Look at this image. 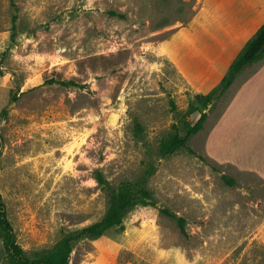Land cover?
<instances>
[{
  "label": "rangeland",
  "instance_id": "obj_1",
  "mask_svg": "<svg viewBox=\"0 0 264 264\" xmlns=\"http://www.w3.org/2000/svg\"><path fill=\"white\" fill-rule=\"evenodd\" d=\"M15 1L13 40L14 8L0 0V192L25 250L51 248L104 215L109 194L97 170L116 187L152 162L156 203L131 209L124 230L78 240L70 264H264V180L227 184L222 175L233 171L204 149L233 91L199 106L208 116L188 142L195 153L158 149L200 117L158 45L201 0ZM162 208L186 218L187 234ZM0 264H10L1 238Z\"/></svg>",
  "mask_w": 264,
  "mask_h": 264
},
{
  "label": "crops",
  "instance_id": "obj_2",
  "mask_svg": "<svg viewBox=\"0 0 264 264\" xmlns=\"http://www.w3.org/2000/svg\"><path fill=\"white\" fill-rule=\"evenodd\" d=\"M263 24L264 0H201L194 17L158 50L192 97L207 94ZM228 91L232 97L206 133L205 152L228 166L237 183L246 175L264 180V58L246 66Z\"/></svg>",
  "mask_w": 264,
  "mask_h": 264
},
{
  "label": "trees",
  "instance_id": "obj_3",
  "mask_svg": "<svg viewBox=\"0 0 264 264\" xmlns=\"http://www.w3.org/2000/svg\"><path fill=\"white\" fill-rule=\"evenodd\" d=\"M14 14L12 16L13 32L12 39L15 40L16 22L18 19V5L15 0H11ZM113 14H117L113 12ZM5 51L4 54H6ZM264 58V24L258 31L247 41L242 51L230 65L227 73L222 78L220 84L207 94L196 93L193 95L197 105H190L191 114L200 112V117L192 124L185 123V133L181 134L178 130L169 132L163 136L158 144L159 153L165 157L173 154L179 149H186L191 153L195 151L188 145L190 138L204 128V122L207 119V112H201L199 106L208 108L226 94L228 89L237 79L239 74L246 66ZM49 83H60L63 86H76L75 80L47 79ZM144 128L142 124L136 121L135 132L140 135ZM157 165L148 162L140 178L136 180H124L118 186L114 187L105 177L101 170L96 171V180L108 191V207L104 215L97 221L83 227L65 232L62 237L51 247L38 249L29 254L25 248L18 242L17 235L14 231L13 224L8 217L6 204L3 195L0 192V238L3 241L6 251V257L10 264H70L71 253L74 244L84 238H98L106 231L112 228L118 230L125 229L124 218L126 214L139 205H154L156 203L154 194L148 187L150 177L156 172ZM225 182L229 185H235L236 179L226 173L222 175ZM162 212L173 217L181 231L187 234L186 218L178 215L168 208H162Z\"/></svg>",
  "mask_w": 264,
  "mask_h": 264
},
{
  "label": "water",
  "instance_id": "obj_4",
  "mask_svg": "<svg viewBox=\"0 0 264 264\" xmlns=\"http://www.w3.org/2000/svg\"><path fill=\"white\" fill-rule=\"evenodd\" d=\"M212 104L209 105V107L207 108V110L211 107Z\"/></svg>",
  "mask_w": 264,
  "mask_h": 264
}]
</instances>
